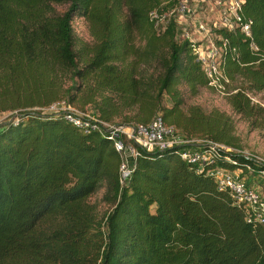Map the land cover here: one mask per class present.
<instances>
[{
  "label": "trees",
  "instance_id": "16d2710c",
  "mask_svg": "<svg viewBox=\"0 0 264 264\" xmlns=\"http://www.w3.org/2000/svg\"><path fill=\"white\" fill-rule=\"evenodd\" d=\"M177 1L0 0V112L18 110L0 122V264H264L262 227L245 221L210 172L242 168L248 161L239 154L216 151L213 162L198 165L181 159L176 148L136 146L120 185L119 158L106 136L27 109L55 101L43 81L55 67L83 78L95 73L101 90L137 106L119 123L149 122L166 94L172 106H160L165 123L185 137L232 146L217 127L219 116L193 106L185 119L177 118V84L195 94L206 81L189 42L176 37L174 18L156 30L147 16ZM52 4L67 6L57 13ZM242 12L252 20L256 54L238 32L214 33L236 48L224 61L230 83L238 76L228 105L257 116L246 92L264 93V0H243ZM74 17L89 22L88 51L77 49ZM134 32L144 35L141 49L133 45ZM78 53L86 57L83 71L76 69ZM145 62L154 74L137 72ZM93 107L103 120L119 113L107 100ZM100 187L109 208L95 219L83 201Z\"/></svg>",
  "mask_w": 264,
  "mask_h": 264
},
{
  "label": "built area",
  "instance_id": "2783aa9c",
  "mask_svg": "<svg viewBox=\"0 0 264 264\" xmlns=\"http://www.w3.org/2000/svg\"><path fill=\"white\" fill-rule=\"evenodd\" d=\"M242 3L243 0H178L170 9L162 12L152 9L147 16L156 30H162L170 16L180 22L179 39L189 42L206 86L218 94L228 95L234 90L227 91L230 79L224 70L225 55H233L236 48L227 37H221L214 31L225 29L238 32L247 40L248 50L256 54L257 46L251 38L252 20L242 12ZM29 110L60 116L82 133L97 132L106 136L119 158L117 178L120 185L130 175L136 146L146 151L176 148L181 159L198 165L213 162L216 151L239 154L248 161L242 168L226 170L216 166L210 172L216 188L227 191L233 203L242 210L245 221H254L264 231L263 157L206 138L193 141L176 133L174 127L166 124L159 114H155L145 124H122L103 120L63 100ZM248 177L262 182V189L257 190L248 185Z\"/></svg>",
  "mask_w": 264,
  "mask_h": 264
},
{
  "label": "rangeland",
  "instance_id": "374dc122",
  "mask_svg": "<svg viewBox=\"0 0 264 264\" xmlns=\"http://www.w3.org/2000/svg\"><path fill=\"white\" fill-rule=\"evenodd\" d=\"M52 8L57 13L62 12L66 8V4H52ZM182 24L176 22V37L179 39V32ZM72 30L75 37L77 49L81 51H88L92 45L93 38L90 35V25L85 17H74L72 19ZM133 45L141 49L144 45L143 33L134 32ZM78 51V52H79ZM80 54V55H79ZM86 57H81L78 53L77 67L78 71H83V63ZM137 72L145 75L154 74L155 69H151L150 65L140 63L136 68ZM238 76L229 84L227 91H233L237 86ZM44 83L48 85L53 95L56 96L55 101L63 100L70 104V106L82 109L96 115L93 104L107 100L112 104L119 113L110 117L109 122L119 123L123 117H129L134 113L136 105L127 106L120 102L118 95L103 91L96 83L95 73H90L85 78L74 74L71 71L63 70L55 67L43 79ZM178 92V107H176L178 120L185 119L188 110L197 106L206 115L219 116V123L217 127L225 130L227 138L232 146L252 152L264 158V93L248 91L247 96L252 104L260 106L262 110L253 107L252 113L257 116H245L234 112L227 103L228 95H221L213 91L207 86L199 88L198 92L191 94L183 83L176 86ZM235 91V90H234ZM233 91V92H234ZM159 109L154 113L161 114L160 106L169 108L172 106V101L169 96L162 94L159 98ZM30 109V108H27ZM18 110H9L0 112V122L4 119H10ZM152 115V117L154 116ZM151 117V118H152ZM150 118V119H151ZM168 125H172L170 121H166ZM171 123V124H170ZM175 132L182 135L181 132L174 127ZM199 136L189 137V139L196 141L200 140ZM103 188H97L94 192L89 194L83 201V206L86 212L92 218L99 219L109 208L108 203L102 200ZM47 226V225H46ZM52 226L46 227V231Z\"/></svg>",
  "mask_w": 264,
  "mask_h": 264
},
{
  "label": "crops",
  "instance_id": "0c3cea01",
  "mask_svg": "<svg viewBox=\"0 0 264 264\" xmlns=\"http://www.w3.org/2000/svg\"><path fill=\"white\" fill-rule=\"evenodd\" d=\"M247 184L250 185L251 187L253 188H256L257 190H261L262 189V185L261 183L262 182H256V181H253L252 177H248V179L246 180Z\"/></svg>",
  "mask_w": 264,
  "mask_h": 264
}]
</instances>
